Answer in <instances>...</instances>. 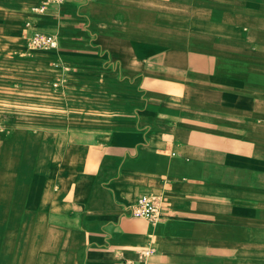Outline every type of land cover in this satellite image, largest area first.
Wrapping results in <instances>:
<instances>
[{"label":"crops","instance_id":"1","mask_svg":"<svg viewBox=\"0 0 264 264\" xmlns=\"http://www.w3.org/2000/svg\"><path fill=\"white\" fill-rule=\"evenodd\" d=\"M31 16L0 72V264H264V0ZM143 196L161 222L131 216Z\"/></svg>","mask_w":264,"mask_h":264},{"label":"rangeland","instance_id":"2","mask_svg":"<svg viewBox=\"0 0 264 264\" xmlns=\"http://www.w3.org/2000/svg\"><path fill=\"white\" fill-rule=\"evenodd\" d=\"M39 8H47V5L45 3L37 6L27 5L23 0H0V72H2L1 65L3 62H6L10 58H14L17 54L13 49H9L16 43L14 41L15 38H13L8 32L13 29H19L21 34H23V37H25L24 32L26 28L33 25L31 15L39 14L37 13V9L39 10ZM17 37H19V35ZM22 42L25 43L27 49L30 51L36 50L27 40L22 39ZM1 76H4V74L0 73V86H4L5 90L4 94L0 95V97L6 98V101L4 107L0 105V125L4 121V118L2 117L4 115V113H2L3 109L5 108L7 116L12 115L13 104L15 102L14 83L10 80H5L4 77Z\"/></svg>","mask_w":264,"mask_h":264},{"label":"built area","instance_id":"3","mask_svg":"<svg viewBox=\"0 0 264 264\" xmlns=\"http://www.w3.org/2000/svg\"><path fill=\"white\" fill-rule=\"evenodd\" d=\"M64 0H44L48 6L59 5ZM47 8L37 9V13H44ZM32 47L39 50H52L58 47V40L55 36L48 35L38 28H34L29 38ZM130 214L133 218L143 219L150 223L161 222L163 214V200L160 196H143L131 207ZM154 254V249L149 247L140 252L144 259L150 258Z\"/></svg>","mask_w":264,"mask_h":264},{"label":"bare ground","instance_id":"4","mask_svg":"<svg viewBox=\"0 0 264 264\" xmlns=\"http://www.w3.org/2000/svg\"><path fill=\"white\" fill-rule=\"evenodd\" d=\"M43 1H44V0H42V4L44 3ZM42 4H41V5H42ZM36 50H39V49H36ZM43 51H48V50H43Z\"/></svg>","mask_w":264,"mask_h":264}]
</instances>
